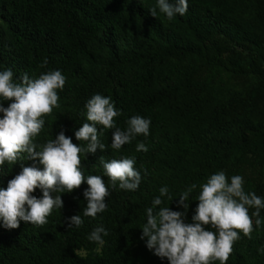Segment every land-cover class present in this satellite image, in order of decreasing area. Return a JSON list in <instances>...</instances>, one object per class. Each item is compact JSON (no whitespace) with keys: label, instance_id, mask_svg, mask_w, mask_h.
<instances>
[{"label":"trees","instance_id":"trees-1","mask_svg":"<svg viewBox=\"0 0 264 264\" xmlns=\"http://www.w3.org/2000/svg\"><path fill=\"white\" fill-rule=\"evenodd\" d=\"M5 67L15 78L52 69L67 77L38 143L64 130L79 144L74 131L97 92L122 110L114 118L121 127L135 114L151 117V125L147 137L119 152L98 149L82 160L86 174L103 175L101 155H135L143 169L137 190L110 187L106 210L71 229L65 218L82 215L87 184L62 193L64 207L45 225L0 227V264H167L140 238L160 186L178 193L223 170L229 178L243 175L245 190L264 196V0H189L187 13L172 21L156 0H0V70ZM112 131L105 130V143ZM139 141L147 152L136 151ZM31 163H6L0 186ZM199 191L190 196L189 221ZM101 223L108 230L103 245L87 238ZM261 246L264 225L254 226L251 239L241 233L227 264H264Z\"/></svg>","mask_w":264,"mask_h":264},{"label":"clouds","instance_id":"clouds-1","mask_svg":"<svg viewBox=\"0 0 264 264\" xmlns=\"http://www.w3.org/2000/svg\"><path fill=\"white\" fill-rule=\"evenodd\" d=\"M156 4L172 21L177 15L187 13L189 0H156ZM150 13L154 16L156 9H150ZM66 79L60 69L41 72L38 76L25 72L19 78H15L11 67L0 70V169L6 163L32 161L23 165L6 187L0 186V227L14 229L21 221L45 225L54 210L64 207L61 194L71 193L86 183L82 215L79 212L65 218L68 229L79 228L85 223L84 217L95 218L106 210L110 187L127 191L140 187L143 169L136 166L135 155L111 159L101 155L98 160L103 175L85 173L82 160L88 154L109 148L119 152L138 136L150 134L151 117L139 114L126 118L125 126L121 127L114 118L121 116L122 110L109 95L94 93L84 104L86 113L82 114L86 119L74 131L79 144L64 130L43 143L37 142L45 127V115L60 107L59 91L63 90ZM110 129L113 131L109 144L103 137L105 130ZM135 149L147 152L148 146L139 141ZM103 177L109 178L111 185ZM244 185L243 175L229 178L220 170L210 174L206 182L188 184L178 193L168 185L160 186L145 209L140 238L147 249L162 261L166 259L167 264H214L217 260L219 264H227L241 233L251 239L254 226L264 225V217L260 215L264 196L246 191ZM197 187L200 191L194 201L198 203L189 221L190 196ZM37 189L42 193L40 196L34 194ZM173 202L175 207L170 206ZM250 209L254 211L250 213ZM107 235L108 230L101 223L87 238L103 245ZM258 252L264 253V246Z\"/></svg>","mask_w":264,"mask_h":264}]
</instances>
